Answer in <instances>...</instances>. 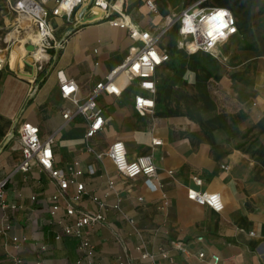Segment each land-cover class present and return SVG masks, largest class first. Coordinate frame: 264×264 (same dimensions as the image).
Instances as JSON below:
<instances>
[{
  "label": "crops",
  "instance_id": "obj_1",
  "mask_svg": "<svg viewBox=\"0 0 264 264\" xmlns=\"http://www.w3.org/2000/svg\"><path fill=\"white\" fill-rule=\"evenodd\" d=\"M17 1L0 0V182H7L5 203L17 207L0 210V231L4 217L12 227L0 232V264H15L16 259L22 264H76L83 259L76 239H54L60 226L50 208L58 188L50 173L37 163L28 174L16 172L22 161L18 132L25 123L37 126L42 140L55 138V168L66 172L79 163L83 175L78 180L87 194L77 209L100 212L94 196L108 207L101 211L106 222L89 230L94 264H214V255L218 264H264V0H125V13L153 35L168 16L194 5L228 9L239 33L213 54L189 53L178 46L177 25L169 28L157 43L170 61L156 71L153 112H136L135 97L143 92L136 81L119 76L121 95L98 98L105 124L89 142L91 151L85 140L87 121L63 118L66 111L75 113V106L61 97L58 73L78 84L83 103L142 44L91 14L77 26L51 17L55 36L65 44L51 52L50 64L38 73L27 63V48L35 41L27 34H36L12 11ZM147 1L154 2L157 13ZM15 33L25 39L22 45L11 37ZM155 140L162 145L155 146ZM117 141L126 145L130 162L152 158L156 191L143 176L128 180L107 157L99 158ZM188 189L220 194L224 210L216 213L189 200ZM73 195L70 187L66 196ZM14 237L27 242L17 248ZM202 252L204 259L199 258ZM143 253L152 258L143 259Z\"/></svg>",
  "mask_w": 264,
  "mask_h": 264
},
{
  "label": "built area",
  "instance_id": "obj_2",
  "mask_svg": "<svg viewBox=\"0 0 264 264\" xmlns=\"http://www.w3.org/2000/svg\"><path fill=\"white\" fill-rule=\"evenodd\" d=\"M125 0H18L13 6L12 11L17 15L18 20L28 23V29L33 28L36 34V43L30 41L34 46V51L28 52L29 60L27 63L33 69L42 73L46 66L50 64L51 52L60 50L65 44V40L58 39L52 26L50 18H60L66 25L77 26L84 15H94L96 22H107L113 28L126 30L129 38L135 43H141V48H132L131 54L125 62L113 70L103 81L99 82L91 92L89 98L81 103L78 100L79 86L63 72L58 73L59 91L63 99L71 101L75 106V113L66 111L63 114L65 120H72L74 116H81L87 121V131L85 140L88 150L91 151L89 142L95 138L105 124L104 111L98 104L101 94H108L119 97L122 93L120 86L116 84L119 76H125L128 82L136 81L143 94L135 97L134 108L140 116H145L153 112L155 108L154 95L156 93L155 75L158 68L170 61V55L161 52L157 48V43L161 36L174 25H177L179 42L178 46L186 49L189 53L202 52L213 54L216 48L231 38L238 35L237 23L231 11L225 8H213L209 10L201 9L194 5L181 14L168 16L164 26L157 35L148 31H142L131 20L124 11ZM146 5L151 12L157 13L154 2L147 1ZM31 26V28H30ZM28 44V43H27ZM21 146L22 161L16 167V172L28 174L33 164L37 163L40 168L49 172L53 181L56 183L58 191L53 195L51 201L50 215L60 226V231L54 237L56 241L63 238H74L79 242V249L83 254V259L76 261V264H94L96 250L89 237V230L96 224L106 222V216L101 211L107 210L106 203L94 196L93 202L97 204L100 212L86 213L77 209V204L87 194L85 184L78 179L83 175L79 163L71 164L67 171L55 168V154L53 146L55 138L50 137L42 140L40 129L31 124H23L18 132ZM155 146H161V140H155ZM107 157L114 165L117 172L128 180H135L143 176L146 178V185L153 191L158 189L154 183L157 177V167L151 157H140L130 162L127 157V148L124 142L113 143L105 154L99 158ZM93 172V168H90ZM201 185L200 179H195ZM70 187L74 188V195L68 198L67 191ZM109 189H114V182L109 183ZM7 182H0V210L7 208L15 209L16 206H8L5 203L7 194ZM188 199L200 206H205L216 213L224 210L222 196L218 193L201 192L195 189H188ZM36 198H32L35 201ZM165 199V198H164ZM65 201L62 206L60 201ZM142 201V199H140ZM120 210L119 205L114 207ZM62 215L63 217H60ZM131 223L133 221L130 220ZM8 217H4L1 234H6L11 230ZM251 235H254L252 233ZM199 238V241H202ZM13 242L20 248L27 242L26 238L14 237ZM180 245V244H178ZM181 249L180 246H176ZM47 248L41 247L45 252ZM140 250V249H139ZM168 258L167 254H163ZM143 259L152 258L148 253L142 254ZM199 258L204 259L205 253L199 254ZM213 263L218 264L220 258L212 257ZM120 264H128L122 260ZM15 264H22L20 259L15 260ZM36 264H44L42 260Z\"/></svg>",
  "mask_w": 264,
  "mask_h": 264
},
{
  "label": "bare ground",
  "instance_id": "obj_3",
  "mask_svg": "<svg viewBox=\"0 0 264 264\" xmlns=\"http://www.w3.org/2000/svg\"><path fill=\"white\" fill-rule=\"evenodd\" d=\"M34 33V32H33ZM11 35V37L12 38H14V39H16V40H20V44L22 45L23 44V42L25 41V39H20L19 38V35H17V33H15V34H10ZM27 37H29V38H31V39H33V40H35L34 42L36 43V41H37V38L35 39V38H33V34L32 33H28L27 34ZM18 48H16V50L15 51H17L18 52ZM19 52H21L20 50H19Z\"/></svg>",
  "mask_w": 264,
  "mask_h": 264
},
{
  "label": "water",
  "instance_id": "obj_4",
  "mask_svg": "<svg viewBox=\"0 0 264 264\" xmlns=\"http://www.w3.org/2000/svg\"><path fill=\"white\" fill-rule=\"evenodd\" d=\"M27 50H28L29 52L34 51V46H33V45H29L28 48H27Z\"/></svg>",
  "mask_w": 264,
  "mask_h": 264
},
{
  "label": "rangeland",
  "instance_id": "obj_5",
  "mask_svg": "<svg viewBox=\"0 0 264 264\" xmlns=\"http://www.w3.org/2000/svg\"><path fill=\"white\" fill-rule=\"evenodd\" d=\"M26 26H29L28 24H25ZM25 27V26H24ZM16 47H14V49H15Z\"/></svg>",
  "mask_w": 264,
  "mask_h": 264
}]
</instances>
